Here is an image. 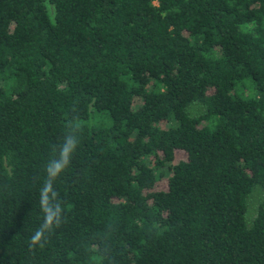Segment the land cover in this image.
<instances>
[{
  "label": "trees",
  "instance_id": "16d2710c",
  "mask_svg": "<svg viewBox=\"0 0 264 264\" xmlns=\"http://www.w3.org/2000/svg\"><path fill=\"white\" fill-rule=\"evenodd\" d=\"M0 264H264V0H0Z\"/></svg>",
  "mask_w": 264,
  "mask_h": 264
},
{
  "label": "clouds",
  "instance_id": "9594fccd",
  "mask_svg": "<svg viewBox=\"0 0 264 264\" xmlns=\"http://www.w3.org/2000/svg\"><path fill=\"white\" fill-rule=\"evenodd\" d=\"M78 146L79 138L75 128L65 133L58 146H52L53 156L46 165V178L40 189L43 222L31 237L30 247L32 248L38 245L43 249L48 242V236L64 222V209L55 188V182L70 166Z\"/></svg>",
  "mask_w": 264,
  "mask_h": 264
},
{
  "label": "rangeland",
  "instance_id": "374dc122",
  "mask_svg": "<svg viewBox=\"0 0 264 264\" xmlns=\"http://www.w3.org/2000/svg\"><path fill=\"white\" fill-rule=\"evenodd\" d=\"M199 110H201V108L195 107V108L192 109V112L193 113L194 112H198ZM91 121H93L95 123L96 122H100L101 121V117H99V116L97 117V115H95V117H92ZM162 126H166V125L163 123ZM182 158H184V154L181 153V152H177L175 160H179V159H182ZM158 187L159 188H164L165 187V183H164L163 179L158 183Z\"/></svg>",
  "mask_w": 264,
  "mask_h": 264
}]
</instances>
